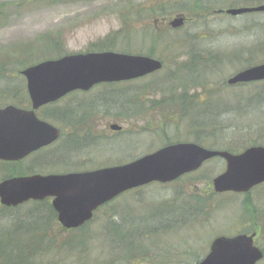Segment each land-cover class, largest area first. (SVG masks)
Listing matches in <instances>:
<instances>
[{"label": "rangeland", "instance_id": "1", "mask_svg": "<svg viewBox=\"0 0 264 264\" xmlns=\"http://www.w3.org/2000/svg\"><path fill=\"white\" fill-rule=\"evenodd\" d=\"M195 1L206 7L195 8ZM0 3H3L0 19V90L23 83L20 76L15 72V68L17 66L16 59L18 57L22 58V50H25L26 47L49 43L57 36L62 41L66 53L86 51L91 46V43L103 40L107 34L120 29V16L124 13L126 6H140L143 8L153 6L162 9L164 14L154 19L160 20L164 18L166 20L163 23L165 27L166 25L168 26L167 21L175 15L184 14L187 16V22L176 33L178 36H184V39L189 38L190 35H195L193 48L196 51H201L196 59L199 63L200 59L206 61V51H220V53L224 54L223 57L227 58L231 57L234 51L241 48L247 49L252 44L264 41V13H243L232 16L225 12H218L219 9L264 3V0H71L56 4L51 2V0H0ZM154 19L151 20L145 17L138 21L131 19V29L134 26L138 30L137 33H139V35L133 36L130 41L131 46L134 48V53H137L135 48L147 47L149 44L147 39L142 40L140 33L145 32L146 27L150 25L156 27L159 22L158 20L155 22ZM160 50H164L163 46L158 47L157 53ZM56 53L58 52L50 49L45 54L55 56ZM187 57L186 54L182 55V53L176 57L172 54H167L165 55L166 64L163 70L143 80H137L132 83L131 81L123 82L119 84L121 87L116 88L118 89L117 91L113 89L112 92H105L103 87L95 86L87 92L72 93L60 99L56 105L59 109H68L71 118L75 123H78V135L81 138L78 141L85 142V138L88 141L97 139L95 144L90 146L79 145L74 147L68 153V164L77 166L78 163L82 162L85 164L84 166L90 169L97 167V165L124 163L154 151L163 145L162 140L167 137L173 141H192L193 136L189 129L188 119L182 120L180 124H175L174 121L171 122L170 118L167 119L173 113L172 109L171 113L166 109H162V114H160L161 107L158 108L162 106L160 102V104L155 103L157 106L155 109H145L144 112L140 109L150 105L148 100H160L163 97H169V91L154 90L153 84L160 78H164L168 80L165 87H171V91L176 90L178 92L183 90L180 87L182 82L179 81V77L182 80L196 77L202 79V81H204L203 78H211L213 80L211 82L215 84L223 80L226 81L227 77L241 68L242 63L237 61L233 63L227 62L211 73L209 70L200 69L198 71L199 75H191L186 73L194 74V71L191 72L190 68L186 69V66L181 67V63L187 62L189 59H186ZM37 59L36 56H32L28 58V61L32 62ZM144 84H147L148 90V93L145 94L142 93L143 89H141L144 88ZM195 85H192L188 92L201 90L199 86L194 87ZM235 91L238 90L233 88L221 90L220 92L224 94V99L222 100H233L230 93ZM136 92L140 94L135 96ZM108 95L109 97H107ZM131 96L137 97L134 100L141 102L131 103ZM80 102L86 103L88 107L94 104L99 106L97 110H93V113L87 116L88 120L81 114L83 106L79 105ZM257 118L254 117L253 119ZM165 119H167L166 123H162ZM194 119L199 121L200 116L198 113L195 114ZM237 120L241 122L252 121L249 117H239ZM51 123L59 128L63 125L56 120H52ZM88 123L91 124L92 129L89 135H85ZM110 123L119 124L122 129L120 131H112L108 128ZM64 128L65 134L70 132L68 128ZM209 129L212 130L213 128ZM223 132L227 136L232 133L239 135V131L232 128L223 130ZM262 133L264 134V130ZM240 136L242 138L246 137V135ZM212 139H209V141ZM60 141H62V138ZM55 146L56 144L52 147L54 148ZM40 153L42 154H36L25 159L22 165L27 167L37 158L50 157V152ZM39 165L42 166V164L38 163V167L41 168ZM42 168L44 169L41 173H47L48 171L62 170L64 167L48 166ZM223 170L224 161L214 158L204 163L199 170L186 174L188 176L179 180L177 184L161 186L158 183H152L135 192L137 196L134 197L131 203L135 205V203L139 202L138 199L141 198L146 209L152 212L154 207H150V204L161 200L171 201L176 189L185 191L186 195L190 194L191 191L205 194L204 192L209 190L207 186L209 177L211 180L212 177ZM209 184L211 185V181H209ZM193 185L195 186L192 188ZM250 197L254 204L256 203L264 208V185L253 189ZM242 199L243 195L241 194L213 195L212 198H205L207 201L206 207L204 206L198 210L197 215L190 216L188 224L184 226L176 224L173 232H151L152 236L157 235L155 244H153L150 235L146 233V245L151 249L150 256L154 255L155 257L151 264H195V261H199L205 256L209 244L215 236L220 234L234 235L241 232L246 227V224L249 223V215L244 210ZM122 202L117 201V206L121 205ZM208 202H210L209 208H212V206L213 208L209 210L207 215H204L202 209L205 208L204 210H207ZM26 205L17 209L20 215H18V220L14 218L15 223H21L25 219L32 221L33 217L27 218L24 214L26 212L25 209L30 207ZM106 211L107 209L105 208L100 210V213L98 212V215L94 217V220L86 228L87 232L90 230V236L88 237V249H85L82 253L84 257L82 260L85 264H101L106 256L105 253H107L108 249L107 238L102 240L98 238L100 231H104L99 222L105 219L104 214ZM142 211L145 213L144 208ZM6 213L7 211H1L0 209V218L2 217L0 225L6 223ZM12 214L14 217L16 216L15 211ZM111 215L115 214L111 213ZM136 215L133 222H131L133 224L131 227L137 226ZM173 215L177 216V213ZM45 216L43 213L38 217L43 220L40 217ZM244 216L246 217L245 219ZM250 216H254V214ZM50 219H46L47 228L43 233L45 241L41 243L52 245L57 250L55 252L53 249H47V254L44 257L49 256L52 258L56 256L53 260H62L63 264L74 263L75 257L79 253H67L73 246L69 243L78 242L85 230L64 231L57 226L55 220ZM149 219L151 218L149 217ZM12 220L13 218L9 222L11 223ZM162 223L161 218L155 217L152 222L147 224V228L152 231L150 227H159L160 231H168L167 228L173 225L172 222H167L163 225L166 228L164 229L159 226ZM132 236L136 237L137 235L135 233ZM19 237H25V233L22 230L19 232ZM161 244L163 246H160ZM160 247L163 249L160 250ZM165 257L167 258L162 260ZM257 264H264V260L259 261Z\"/></svg>", "mask_w": 264, "mask_h": 264}, {"label": "trees", "instance_id": "2", "mask_svg": "<svg viewBox=\"0 0 264 264\" xmlns=\"http://www.w3.org/2000/svg\"><path fill=\"white\" fill-rule=\"evenodd\" d=\"M67 1L71 0H51V2L55 4ZM195 2V8L206 7L201 3L198 4V1ZM2 5L3 3H0V19L3 10ZM163 14L164 11L162 9L157 7L155 8L153 6L147 8H143L140 6H126L124 13L120 16V29L107 34L103 40L91 43V46L87 50H119L125 53H134V48L131 46L130 41L133 36H137L139 35V33H137L138 30L134 26L133 29H131V19L133 18L135 19V21H138L142 17H145L147 19L153 20L154 18H157V16ZM157 20L154 19L155 22H157ZM161 20L162 19L158 20L159 24L156 27H152L150 25L146 27L145 32L140 33L142 40H148L149 44L147 45V47L141 46L140 48H135V51L137 53L146 54L161 59V61L163 62L161 70L165 68V55L167 54H172L174 57H176L180 53H182V55L186 54L188 56L186 59H189L187 60V62L185 61L184 63H181V67L186 66V69L190 68L191 72L194 71V74L186 73L191 75H199L198 71L200 69L209 70V72L211 73L214 70H217L222 64L227 62L233 63L234 61H237L239 63H242V68L252 65L259 60H264V41H260L258 43L252 44L251 46H248L247 49L241 48L240 50L234 51L232 56L227 58H224V54L220 53V51H206V61L200 59L199 63L196 61V59L199 57L201 51H196L193 48L195 35H190L189 38L184 39V36H178V34L176 33L181 28L173 29L167 25L165 27ZM159 46H163L164 50H160V52L157 53ZM50 49L58 53H56L55 56H49L48 54H45L46 51ZM22 51V58L18 57L16 59L17 66L15 68V72L18 74V76H20L23 83L15 85L13 87L9 86L1 89L0 106L7 103H13L17 106L24 107L30 104L24 85V79L19 73L21 68L31 63L28 61V58L36 56L38 58L37 60H40L43 58L59 57L66 54L65 48H63V43L57 36L49 43L39 46L31 45L30 47H26V49ZM177 64L179 63L177 62ZM154 74L155 73L146 77L153 76ZM146 77L137 80H143ZM137 80H131V83ZM203 80L204 81L196 77H190V79L187 78L185 80H182L179 77V81L182 82V84H180V87L183 90L178 92L176 90L171 91V87H165L168 80L160 78V80L155 81V83L153 84V89L167 90L169 91V97H163L160 100H148V103L150 105H147V107L140 109L143 112L145 109H155L157 107L155 103L160 102L162 105L158 107H161L160 114H162L161 111H163L164 109L168 110L170 113L173 110V113L170 114L167 119L170 118L171 122L174 121L175 124H180L182 120L188 119L187 122L189 125V129L193 136L192 141L202 145H206L210 148L239 152L246 146L252 144L264 145V134L262 133V131L264 130V80L239 83L235 85H227L226 81L224 80L215 84L211 82L213 81L211 78H203ZM121 83L123 82L102 83L97 86L103 87L105 92H112L113 89L117 91L118 89L116 88L121 87V85H119ZM190 84H196L194 87L199 86L201 90L188 92V90L192 88V85ZM144 85V88H141L143 89V94L148 93L147 84ZM224 88H233L238 90L230 93L233 97V100H222L224 99V94L220 91ZM133 91L135 92V90ZM131 94L133 93L131 92ZM139 94V92H136L135 96H138ZM135 96H131V103L135 104V102H141L135 101L134 99L137 98ZM107 97H109V95ZM83 101L85 102V100ZM79 105L83 106V111L81 114L87 120V116L91 115L93 113V110L95 111L99 107L98 104H94L91 107H88L86 103L83 102H80ZM196 113H198L200 116L199 121H196L194 119ZM37 114L44 119L51 121L56 120L63 124L61 127L60 136V139L62 138V141H60L59 139L55 143L56 146L54 148L52 146H54L55 144L51 145L50 147H44L38 150L35 154H42L40 152H50V157L48 158L44 156L45 158H37L35 159V161H32V163L27 167H24L22 163L19 162L0 161V174L2 176L1 178L18 174L41 172L44 169L42 167L48 166H63L64 168H62V170L86 169L87 167L84 166L85 164L82 162L78 163L77 166H71L68 164V153L72 151L74 147H77L73 146L71 141L81 139L78 135V123H75V121L71 118L69 110L59 109L56 103H53L41 107L37 111ZM239 117H249L252 119V121L250 120L249 122H241L237 120ZM254 117L258 118L253 119ZM167 119H165L162 123H166ZM64 127L68 128L70 132H67V134H65ZM209 128L213 129L210 130ZM229 128L239 131V135L233 133L229 136L225 135L223 130ZM91 129L92 126L90 123H88L87 128L85 129V135H89ZM240 135H246V137L242 138ZM224 137L225 139H223ZM207 138L213 139L209 141V139ZM176 139H178V137H176ZM96 140L86 143L85 146L95 144ZM172 142L175 141L168 137L165 138V140H162V144H169ZM38 163L42 164V166L39 165L41 166V168L38 167ZM186 176L188 175H185L184 177H181L176 181L166 185L160 183L158 184L161 186L174 185ZM196 179L198 178L196 177ZM207 181L209 190L204 192L205 194H202L201 192L191 191L190 194L186 195L185 191L176 189L174 191L175 195L171 199V201L161 200L156 203L150 204V207H154L152 212H149L146 209V206L141 198L138 199L139 202L135 203V205L131 203L134 197L137 196L135 192L142 190L150 184L125 191L115 199L103 204L94 212L93 217L90 221L77 228L78 230H85L82 234V238L78 242L69 243L73 246L69 251H67V253H79L78 256L75 257V262L72 264H85L82 260L84 258L82 256V253L85 251V249H88V237L90 236V230L87 232L86 228L90 224V222L94 220V217L98 215V212L103 208L107 209L104 214L105 219H102L99 223L100 225H102V228H104V231H100V235L98 236V238H100L101 240L103 238H107L108 249L107 253H105L106 256L104 257L101 264H151L152 260L155 259V257L154 255L150 256L151 249L146 245V233L150 235L153 240V244H155V237H157V235L152 236L150 234L151 232H173L175 228L174 226L176 224H181L180 226L188 224L187 222H189L190 216H193L195 214L197 215L198 210H200L204 206L206 207L207 201L205 200V198L208 199L212 198L213 195H217L213 192L211 185L209 184V181H211L210 177ZM194 186L195 185H193L192 188ZM117 201L123 202L121 203V205L119 204L117 206ZM243 203L245 212L250 215H255L257 209L250 203V199H244ZM25 204L29 205L30 207L25 209L26 212L24 214L27 218L33 217L32 221H27L25 219L24 221L22 220L21 223H15L14 218L18 220V215H20L18 214L17 209L24 207ZM25 204L18 205L16 207L0 206L1 211H7L5 215L7 218L6 223L4 225H0V264H63L62 260H53L56 258V256L52 258H50L49 256L44 257V255L47 254V249H53L55 252L57 250L56 248H53L52 245L41 243L45 241L43 233L47 228L46 219L52 218L56 222V213L53 210L49 199H44L41 201H30ZM209 207L210 202H208L207 210H204L205 208L202 209L204 215H207L209 210L213 208V206L212 208ZM143 208L145 213H143L142 211ZM133 209H135V211H133ZM14 211L16 212L15 217L12 214L14 213ZM43 213L46 216L40 217L43 219L41 220L38 216ZM111 213H114L115 215H111ZM174 213H177V216H174ZM144 214L146 216H142ZM135 215L137 226L131 227L133 225L131 224V222H133ZM148 215L151 219H149ZM155 217H159L162 219L163 223L159 226L163 227L165 223L172 222V227L167 228L168 231H160L159 227H150L152 230L150 231L147 228V224L149 222H152ZM12 218L13 220L10 223L9 220ZM0 220H2V217L0 218ZM56 224L60 229H62L57 222ZM251 226H255V224H252ZM9 227L10 229H8ZM21 230L25 233V237L23 238L19 237V232ZM135 233L137 236H132L135 235ZM160 246H163V244H161ZM162 249L163 248L160 247V250ZM166 258L167 257L162 258V260H165ZM197 261H195L194 263H196Z\"/></svg>", "mask_w": 264, "mask_h": 264}, {"label": "water", "instance_id": "3", "mask_svg": "<svg viewBox=\"0 0 264 264\" xmlns=\"http://www.w3.org/2000/svg\"><path fill=\"white\" fill-rule=\"evenodd\" d=\"M230 15L263 12L264 4L227 8ZM176 15L172 28L183 25ZM162 62L144 54L119 51H88L46 59L23 68L30 108L12 104L0 107V160L17 161L55 141L60 130L35 114L40 106L57 101L74 90L87 91L103 82L136 79L160 70ZM264 80V61L229 76L227 84ZM111 130L121 126L109 124ZM220 157L225 168L212 178L217 193L247 192L264 182V146L252 145L239 153L210 149L195 142L164 145L129 162L66 173H34L0 180V203L16 206L28 200L51 198L58 223L73 229L88 221L102 204L119 194L151 182L168 183ZM252 234L220 235L196 264H256L262 257Z\"/></svg>", "mask_w": 264, "mask_h": 264}, {"label": "flooded vegetation", "instance_id": "4", "mask_svg": "<svg viewBox=\"0 0 264 264\" xmlns=\"http://www.w3.org/2000/svg\"><path fill=\"white\" fill-rule=\"evenodd\" d=\"M75 92H78V91H72V92H70V94L75 93ZM36 115L38 116V118L44 119V118L40 117L37 114V112H36ZM118 131H120V130H118ZM60 134H61V132H60ZM89 141H88V139L85 138V142H81V141L75 140V141H71V143H72L73 146H79V145L83 146L86 143H88ZM52 144H54V142L51 143V145ZM48 146L50 147V145H48ZM36 152L37 151H33L30 154H28L27 156H25V157H23V158H21V159H19L17 161H7V160H0V161H3V162H19V163H22L25 159L36 155L35 154ZM262 185H264V183H261L260 185H257L255 187H253L251 190H249L247 192H242V193L223 192V193H230L232 195H239V194H241V195H243V200L249 198L250 199V203L253 206H255L256 209H257V212L255 213L254 216H250V214H248L249 215L248 216L249 223L246 224V227L240 232V233H246V234H252V233H254L253 245H255L256 247H258L259 250L261 251V254H262V257L256 262V264L259 261L264 260V208L258 206L256 203L254 204V202L251 200L250 193H252V190L253 189H255L256 187H260ZM245 218L246 217L244 216V219ZM252 224H255V226H251ZM252 227H254V228H252Z\"/></svg>", "mask_w": 264, "mask_h": 264}]
</instances>
